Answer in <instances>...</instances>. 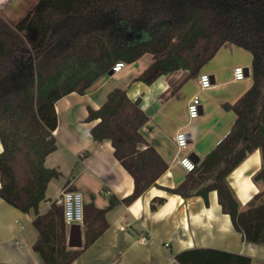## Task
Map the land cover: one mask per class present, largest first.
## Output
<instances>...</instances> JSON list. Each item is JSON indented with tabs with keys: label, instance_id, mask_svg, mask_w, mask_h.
Returning a JSON list of instances; mask_svg holds the SVG:
<instances>
[{
	"label": "trees",
	"instance_id": "obj_1",
	"mask_svg": "<svg viewBox=\"0 0 264 264\" xmlns=\"http://www.w3.org/2000/svg\"><path fill=\"white\" fill-rule=\"evenodd\" d=\"M252 55V84L235 104L229 134L169 192L184 198L217 191L224 214L247 243L264 246V190L242 209L228 177L259 150L262 166L253 180L264 187V0H41L17 25L0 15V197L23 213L35 212L33 249L42 264H72L109 227L106 215L131 205L156 186L169 166L144 139L149 116L127 89L114 88L88 122H99L93 140H109L114 157L134 179L131 196L85 209L83 249L69 247L64 210L56 202L42 214L48 184L60 174L46 168L57 149L56 103L81 95L117 63L132 64L149 54L151 64L132 82L151 85L161 76L185 71L175 90L198 77L226 44ZM164 199L152 202L158 209ZM179 264H251L252 258L199 248L176 255Z\"/></svg>",
	"mask_w": 264,
	"mask_h": 264
},
{
	"label": "crops",
	"instance_id": "obj_2",
	"mask_svg": "<svg viewBox=\"0 0 264 264\" xmlns=\"http://www.w3.org/2000/svg\"><path fill=\"white\" fill-rule=\"evenodd\" d=\"M40 1L0 0V15L8 24L17 25ZM142 61L125 64L120 72L102 76L84 95L73 93L56 103L57 149L47 156L45 166L57 170L60 177L48 184L46 200L39 210L46 214L68 187L82 192L85 204L93 203L101 209L114 197L122 201L131 196L132 175L114 157L112 142L93 140L91 131L99 120L87 121L89 110L99 109L114 88L127 89L132 100L141 98L140 108L149 116L140 131L142 136L169 168L156 186L148 188L131 205L119 203L109 211L106 215L108 229L72 264H179L176 255L199 248L250 256L251 264H264V246L245 241L222 211L217 191L209 193L207 199L202 196L184 198L168 191L178 187L188 174L178 165L180 155L190 156L195 163L193 155L202 161L229 134L236 115L226 106L235 104L251 86V67L244 88L234 89L241 84L234 81V72L230 80L218 83L217 75L211 74L213 86L208 91L219 93L218 97L207 103L200 101L201 115L190 120L187 105L198 93L188 97L180 88L175 90L188 73L177 71L164 75L151 85L132 82L152 62ZM202 70L201 74L205 73ZM122 72L123 82L113 81L116 74ZM192 80L198 84L199 76ZM177 98L181 99L179 103L183 102L178 107L174 103ZM179 131L186 132L190 139L189 146L180 153L174 141ZM2 151L0 142V153ZM261 166L262 154L257 150L228 177L242 209L264 190L262 184L253 180ZM156 199H164V203L153 211L151 204ZM34 218V211L23 213L0 197V264H42L33 249L38 238ZM82 238L84 242L85 226Z\"/></svg>",
	"mask_w": 264,
	"mask_h": 264
},
{
	"label": "built area",
	"instance_id": "obj_3",
	"mask_svg": "<svg viewBox=\"0 0 264 264\" xmlns=\"http://www.w3.org/2000/svg\"><path fill=\"white\" fill-rule=\"evenodd\" d=\"M125 67L124 63H117L113 68V72H120ZM234 81L243 82L247 78L246 67H236L234 68ZM199 89L201 91H208L213 86L212 76L209 74L202 73L199 75ZM188 117L190 120H195L201 115V102L198 95H195L188 103ZM175 144L179 153L185 150L189 144L190 139H188V134L184 131H179L175 138ZM178 165L186 172H193L197 165L193 159L188 155H180L178 160ZM61 196L58 199L57 204H60L64 210V223L67 228L71 229L72 225H79L84 227L85 220V200L82 192H77L73 189H64L61 192ZM106 194H110L106 192Z\"/></svg>",
	"mask_w": 264,
	"mask_h": 264
},
{
	"label": "rangeland",
	"instance_id": "obj_4",
	"mask_svg": "<svg viewBox=\"0 0 264 264\" xmlns=\"http://www.w3.org/2000/svg\"><path fill=\"white\" fill-rule=\"evenodd\" d=\"M152 60L151 55L146 54L143 57V63L150 62ZM252 63V55L244 49H241L233 44H226L224 47L220 49V51L216 54V57L210 61L209 64H207L202 71L205 73L216 74L217 75V83L221 81H227L230 80L233 77V69L235 67H246L250 69ZM151 64V62H150ZM211 70H214V72H211ZM114 80L116 83L123 82L124 73L116 74ZM248 83L247 79H245L241 84L236 85V88H244L246 84ZM233 88V87H232ZM183 93L188 94L189 96H192L196 92L198 93V96L200 98V101L202 103H207L208 101H211V99H215L218 97L219 93L211 91H201L198 87L197 82L194 80L187 81L183 86L180 87V89ZM219 91V90H218ZM220 92L223 93V90H220ZM180 98H177L174 103L176 104V107L179 106V104H183V102L179 103ZM67 189H71L68 187ZM61 206L60 204H57Z\"/></svg>",
	"mask_w": 264,
	"mask_h": 264
},
{
	"label": "water",
	"instance_id": "obj_5",
	"mask_svg": "<svg viewBox=\"0 0 264 264\" xmlns=\"http://www.w3.org/2000/svg\"><path fill=\"white\" fill-rule=\"evenodd\" d=\"M247 77H250L251 73L248 68H246ZM113 70L109 73V75L113 74ZM194 159L196 158V164L200 162V159L193 155ZM82 226L72 225L69 235H68V245L72 249H81L83 247V238H82Z\"/></svg>",
	"mask_w": 264,
	"mask_h": 264
}]
</instances>
